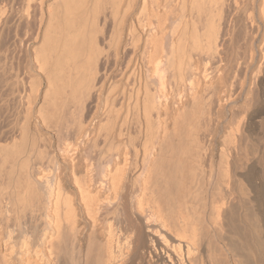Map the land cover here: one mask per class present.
Wrapping results in <instances>:
<instances>
[{
	"label": "bare ground",
	"instance_id": "1",
	"mask_svg": "<svg viewBox=\"0 0 264 264\" xmlns=\"http://www.w3.org/2000/svg\"><path fill=\"white\" fill-rule=\"evenodd\" d=\"M261 130L264 0H0V264H264Z\"/></svg>",
	"mask_w": 264,
	"mask_h": 264
},
{
	"label": "rangeland",
	"instance_id": "2",
	"mask_svg": "<svg viewBox=\"0 0 264 264\" xmlns=\"http://www.w3.org/2000/svg\"><path fill=\"white\" fill-rule=\"evenodd\" d=\"M51 2L53 3V0H47V3H51ZM260 132H261V134H260L261 136H259V135L257 136V138L260 137L259 140L257 139V146H258V145L260 146V144H261V146H262V144H263V146H264V132H263V130H261ZM262 136H263V137H262ZM261 138H262V139H261ZM260 139H261V141H260ZM262 140H263V141H262ZM259 141H260V142H259ZM262 142H263V143H262ZM258 143H259V144H258ZM263 146L261 147L262 149H264ZM262 154L264 155V150H263V153H262ZM263 157H264V156H263ZM263 159H264V158H263ZM259 164H262V163H259ZM260 167H263V166L260 165Z\"/></svg>",
	"mask_w": 264,
	"mask_h": 264
}]
</instances>
